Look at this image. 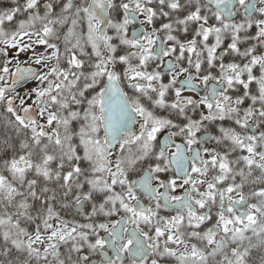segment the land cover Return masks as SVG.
I'll use <instances>...</instances> for the list:
<instances>
[{
  "label": "snow or ice",
  "instance_id": "6c2138e0",
  "mask_svg": "<svg viewBox=\"0 0 264 264\" xmlns=\"http://www.w3.org/2000/svg\"><path fill=\"white\" fill-rule=\"evenodd\" d=\"M0 264H264V0H0Z\"/></svg>",
  "mask_w": 264,
  "mask_h": 264
}]
</instances>
